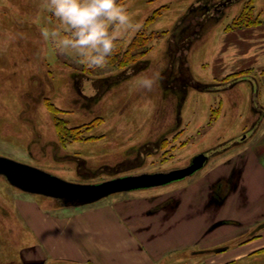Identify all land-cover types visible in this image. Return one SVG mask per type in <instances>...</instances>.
I'll list each match as a JSON object with an SVG mask.
<instances>
[{
	"label": "rangeland",
	"instance_id": "374dc122",
	"mask_svg": "<svg viewBox=\"0 0 264 264\" xmlns=\"http://www.w3.org/2000/svg\"><path fill=\"white\" fill-rule=\"evenodd\" d=\"M119 2L142 27L118 43L113 62L86 70L42 37L57 24L42 0H0V155L84 183L186 167L204 152L208 160L182 179L79 206L0 174V264H264V248L238 263L225 254L264 230V211L251 225L218 215L194 246L141 252L149 241L169 248L167 215L178 200L211 197L208 186L235 164L240 185L230 198L264 200V61L255 54L264 49V0ZM161 65L154 90H137L136 78ZM210 207L218 213L222 202ZM181 224L171 235L178 242L188 234Z\"/></svg>",
	"mask_w": 264,
	"mask_h": 264
},
{
	"label": "clouds",
	"instance_id": "9594fccd",
	"mask_svg": "<svg viewBox=\"0 0 264 264\" xmlns=\"http://www.w3.org/2000/svg\"><path fill=\"white\" fill-rule=\"evenodd\" d=\"M41 8L57 21L54 28L42 29L44 40L90 69L105 68L118 43L142 27L119 0H42ZM163 68L138 76L137 90L153 91L163 79Z\"/></svg>",
	"mask_w": 264,
	"mask_h": 264
},
{
	"label": "water",
	"instance_id": "95a60500",
	"mask_svg": "<svg viewBox=\"0 0 264 264\" xmlns=\"http://www.w3.org/2000/svg\"><path fill=\"white\" fill-rule=\"evenodd\" d=\"M206 158V154L202 153L186 167L170 171L126 174L100 182L84 183L71 181L32 164L0 155V174L24 191L58 198L66 206H79L98 201L113 193L182 179L202 167Z\"/></svg>",
	"mask_w": 264,
	"mask_h": 264
},
{
	"label": "crops",
	"instance_id": "0c3cea01",
	"mask_svg": "<svg viewBox=\"0 0 264 264\" xmlns=\"http://www.w3.org/2000/svg\"><path fill=\"white\" fill-rule=\"evenodd\" d=\"M260 44L263 46L264 40L260 42ZM256 57L257 60H263L264 61V49L256 51ZM256 167H258V170L261 171L263 167L259 164ZM249 176V175H248ZM251 176V175H250ZM242 183L243 186L247 184V173L245 175V172L242 176ZM248 185V184H247ZM190 195H186L185 198H180L179 203L176 204V207L172 209V212H170L167 216L170 220L171 224L169 225L170 231L172 232L177 229L178 227L182 226L181 224L183 221L186 222V230L188 231L187 235L182 237L180 242H178V239H171L172 232L169 235L170 246L169 248H165L159 251V248H155V244H152L151 241L148 250L145 248H142L141 252L145 256L146 252H152L155 254H161L165 252H170L171 250L176 249L177 247H185L188 248L190 246H194L196 244H199L200 237L202 234L207 231V229L211 226V224L220 217L224 218L229 215V217H235L238 220L241 221H248L250 225L254 222L257 223L259 221L257 214L262 213L264 211V200H257L258 197H249L247 200L245 198H239V196L231 197L228 199V202L222 204V209L220 208V211L218 213H211V203L212 199L209 197L202 198L201 196H195L192 192H190ZM251 206V207H250ZM184 211V212H183ZM219 215V216H218ZM217 216V217H216ZM216 218V219H215ZM235 219V218H234ZM248 219V220H246ZM180 221V223H179ZM224 230V228H222ZM235 234V233H234ZM233 234V235H234ZM237 236V235H234ZM233 236V237H234ZM218 237L216 236L213 240L214 243L212 245H217L219 243ZM224 240L220 241L221 243ZM152 246V247H151ZM151 247V248H150ZM264 248V230L259 233V235H255L250 239L247 240H240L239 243L234 244V248L230 251H227L225 254L230 256L227 259L235 260L238 262H244L250 258L255 257L256 255H260L262 251H259V249ZM225 255V256H226ZM60 257H66L65 255H60ZM95 258V257H94ZM102 259V258H101ZM149 259V258H148ZM96 264H114L112 260H104L105 263L100 262L102 260L95 259ZM149 260H152L150 257ZM148 260V261H149ZM145 257L142 260V264H147ZM225 260L221 261L218 264H224ZM24 264H44V260L40 262H32V261H25ZM126 264V263H121ZM131 264V263H129ZM139 264V262H137ZM150 264V263H148ZM153 264V263H152Z\"/></svg>",
	"mask_w": 264,
	"mask_h": 264
},
{
	"label": "flooded vegetation",
	"instance_id": "af4514ba",
	"mask_svg": "<svg viewBox=\"0 0 264 264\" xmlns=\"http://www.w3.org/2000/svg\"><path fill=\"white\" fill-rule=\"evenodd\" d=\"M204 154H206V152H204ZM207 158L205 160H208V155L206 154ZM232 163V161H230ZM230 162L226 163V164H231ZM204 163V164H205ZM235 166L238 167L237 164H235ZM235 166H233V170L231 169L229 171V173L227 175H221L220 177H218V179L216 180V182L210 184L208 187L210 189H213V195H211V197H209L210 199L216 201L217 203L222 202V204H224L226 202L227 199L230 198L231 194L233 193L232 190H237L238 186L240 185V175L241 172L239 170V168H235ZM239 175V177H238ZM227 181L229 182L228 187L224 190L223 188V181ZM225 222L227 220H224Z\"/></svg>",
	"mask_w": 264,
	"mask_h": 264
},
{
	"label": "trees",
	"instance_id": "16d2710c",
	"mask_svg": "<svg viewBox=\"0 0 264 264\" xmlns=\"http://www.w3.org/2000/svg\"><path fill=\"white\" fill-rule=\"evenodd\" d=\"M139 37H142V36H140V34L138 33V36H137L136 38H134V40H133L134 43L139 39ZM142 40H143V39H142ZM133 41H132L131 44H134ZM143 41H144V40H143ZM129 46H130V45H129ZM130 47H131V46H130ZM118 48H119V44H118ZM127 51H130V50H127ZM127 51H126L125 53H127ZM116 55H117V53L115 52V53L113 54V56L110 57V63L113 62V59H115L114 57H116ZM118 63H120V62H118ZM121 64H122V61H121ZM84 69L89 70L90 68L86 67V68H84Z\"/></svg>",
	"mask_w": 264,
	"mask_h": 264
}]
</instances>
